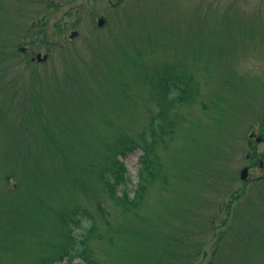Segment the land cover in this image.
I'll use <instances>...</instances> for the list:
<instances>
[{"label":"rangeland","instance_id":"rangeland-1","mask_svg":"<svg viewBox=\"0 0 264 264\" xmlns=\"http://www.w3.org/2000/svg\"><path fill=\"white\" fill-rule=\"evenodd\" d=\"M66 1L0 0V29L16 32L6 39L9 51L14 44L24 45L19 57L2 50L0 60V264H35L43 255L47 231L55 228L51 220L35 223L29 231L23 228L29 186L51 192L59 188L54 168L60 167L61 158H49L42 149V130H55L58 137L65 131L76 133L75 140L66 143L95 148L98 153L84 161L100 167L107 143L97 134L112 139L124 128L132 135L141 131H135L133 116L141 121L156 111L142 80L165 64L191 73L198 91L195 102L178 109L177 133L169 136L166 151L158 149L169 175L167 184L158 180L148 185L138 209L141 215L135 217L136 212H126L109 197L96 175L86 176L79 166L77 172L91 194L69 192L66 205L72 209L79 201L94 216L98 233L90 237L88 247L98 264H133L137 258L141 263L147 259L145 264H264V217L253 220L264 215V144L248 141H264L259 130L264 120V0ZM40 19L50 24L62 20L63 33L54 38L51 55L38 51L48 55L47 61L32 62L20 78L23 62L38 55H31L25 44L27 31ZM100 19L105 20L102 26ZM138 52L144 61L126 71L127 57L136 59ZM119 71L122 78L116 81L143 89L130 99L131 108H122L111 93L102 94L107 90L103 83ZM97 75L99 91V82H87ZM35 88H40L39 104L26 102ZM102 119H109L112 128ZM93 133L97 142L89 143L86 136ZM142 154L136 150L123 159L136 183ZM76 159L67 157L68 165ZM10 166L21 183L14 193V179L3 175ZM245 167L250 169L247 180L241 178ZM16 202L20 205L10 207ZM98 204L111 229L101 219ZM83 224L89 228L92 222L86 219ZM15 225L26 232L17 235ZM131 232L142 233V240L134 241ZM178 237L186 239L185 246L175 240ZM77 262L87 264L80 258Z\"/></svg>","mask_w":264,"mask_h":264},{"label":"trees","instance_id":"trees-1","mask_svg":"<svg viewBox=\"0 0 264 264\" xmlns=\"http://www.w3.org/2000/svg\"><path fill=\"white\" fill-rule=\"evenodd\" d=\"M71 2L72 4L78 3V0H68L65 5H71ZM72 9L79 10L80 6H73ZM36 22L37 25H33L29 28V31H27L29 43L25 44V47L37 52L46 50L48 55H51L52 47L50 46H52L54 38L60 36L64 30L63 25H61L62 20L53 24H50V22L45 19H40ZM7 28H11V25H8ZM10 34L15 36L16 32L13 29H0V60H2V50L3 53L6 52L8 56L19 57L18 54H21V51L23 53L21 46L24 45L14 44L11 46L12 48H10L13 52L9 51V40L6 39L9 38ZM141 39L144 40L142 36ZM145 43H148V41ZM6 45H8V47H6ZM136 56L138 57L132 60L127 57L129 63L128 66L125 67L126 71L130 72V69L134 71L135 68L139 67L145 59L141 52H138ZM32 62L35 61H32L31 58L23 62L25 68H22L19 72L20 78H23L22 73L26 71V67L31 65ZM98 76L99 75L96 76L95 81H87L91 86L92 84L94 85L99 82L100 87L96 89L97 91L102 88L100 84L101 81H98L97 79ZM117 77L122 78L120 71L118 74L110 76L111 81L103 83L107 90L102 94L111 93L114 98L120 101L122 108H131L128 105L130 99L136 96V94H139L140 91H143V89H135L134 83L131 84L128 81H116L115 79ZM142 81H144V87H147L149 93L153 95L152 102L155 103L156 111L149 117H141V121H139L137 116H133L135 131L141 129V131L133 135L130 132H127L125 128L119 130L116 136H113L112 139H107L103 135H100L99 137L97 134L98 140L107 143V152L103 155L100 167L95 166L97 163L84 161L85 156L98 153L95 148L89 144L79 145L66 143V141L75 140L74 138L77 136L76 133L65 131L61 133L60 137H58L55 130H42L40 135L42 149L48 153L49 158L59 156L61 160L60 167L54 168V178L58 181L59 188L51 192L48 187L42 190L41 188H33L29 186L31 192L28 193V196L25 198L30 199V202L25 199V205L22 207L24 216L23 228H25L26 231L35 228V223L42 224L43 222H47V220H51L53 223L52 227H55L47 231L48 236L47 238H44L45 242L42 243L43 255L38 256V259L40 260L36 261L35 264H58L64 260H67L68 264H81L78 262L73 263L76 258H80L87 264H98V261L93 255V251H90L88 247L90 237H93L98 233V226L94 216L88 208H83L79 201H75L74 204H71L72 209H68L69 206L67 207L66 205L67 200L64 198L69 192H74V194L83 192L91 194L86 182L82 176L78 174L77 167L80 166L86 176L96 175L98 179L103 182L109 197L126 212H136L132 213L135 217H138L140 214L138 209L145 198L148 185L150 183L153 184L158 180L167 184L169 175L164 172L166 169L158 149L161 147L166 151L169 142L168 139H170L169 136L172 137L177 133L175 125L178 124V120L181 118L178 116L179 114L177 115L178 109L190 104V102H195L198 97V91L194 83V76L191 73H182L180 68L174 64H165L153 68V73L152 71L148 72L147 77H144V80ZM81 83L84 84L85 82L81 81ZM112 83L115 85L111 86L110 84ZM72 88L73 87H71V91ZM36 90L37 92H34ZM39 90L40 88L33 89L32 95L26 99V102L28 100V103L39 104ZM106 120L107 122H105ZM106 120H103L104 124L110 127L108 125L109 119ZM40 126L43 125L40 124ZM259 130L264 132V120L259 124ZM95 135L96 133L86 136V138L89 139V143L97 142L94 137ZM252 138H249L248 141L250 144L256 145L257 142L254 141L253 144ZM195 141L197 142V140ZM48 144L51 146H48ZM248 149L256 151L257 147H249ZM136 150H141L143 152L139 159L140 169L137 176V183L135 182L136 178L133 177L123 160ZM72 155L77 157L76 164L69 166L67 157ZM71 167H73L74 170L71 169ZM14 169L13 166H10L6 169V172L3 173L4 178L8 177L9 181L14 179L12 193L21 188V183H18L16 180ZM175 176H177V174H175ZM68 177L72 179V183L68 182ZM178 177L179 175L175 178L177 179ZM262 180L264 182V177ZM37 193L39 194L38 196H36ZM50 193H56L57 195L53 198L50 196ZM244 195L245 192L241 194L239 199ZM57 199L60 201L59 203L62 209L58 207ZM62 199L65 201L62 202ZM17 205L19 206L20 203L16 202L11 204L10 207H15ZM97 208L101 214V219L106 223L109 229H111L109 221L106 218H103L107 215L105 209L101 204H98ZM19 215L20 214L17 212L15 217H19ZM262 217H264L263 214L255 217L253 220L258 221ZM86 219H89L92 222L89 228L84 227L83 223ZM15 229H17V232L19 231L17 235L19 234L20 236L22 235L21 232H26H20V230H18V225H15ZM35 232L33 233V238L37 237L35 236ZM260 234L264 238V233L262 232ZM131 235L134 241L142 240V233L138 232L133 235V232H131ZM99 236L100 238L102 237L101 234ZM113 236L114 233L108 237V241L111 243H114ZM160 238H162L163 241L164 236ZM167 240L170 239H166V241ZM175 240L181 243L180 246L186 245L185 238L179 239L178 237ZM176 241L173 240L172 242H174V244H179ZM169 250L177 251L176 248L171 247H169ZM126 252H128V255L130 256L133 255L129 249H126ZM169 253L171 252H166L167 255H169ZM141 261L142 260L137 258L133 261V264H140ZM146 261L147 259L141 264H145Z\"/></svg>","mask_w":264,"mask_h":264},{"label":"water","instance_id":"water-1","mask_svg":"<svg viewBox=\"0 0 264 264\" xmlns=\"http://www.w3.org/2000/svg\"><path fill=\"white\" fill-rule=\"evenodd\" d=\"M104 23H105V20H104V19H100V20H99V25H100V26L104 25ZM76 35H77V33H73V34H72V38H74ZM47 58H48V56H44V57H42L41 54H38V55H37V59H38L39 61L47 60ZM257 141L260 142L261 139L258 138ZM248 176H249V168H248V167H245V168L242 170V172H241V178H242L243 180H246V179L248 178Z\"/></svg>","mask_w":264,"mask_h":264},{"label":"flooded vegetation","instance_id":"flooded-vegetation-1","mask_svg":"<svg viewBox=\"0 0 264 264\" xmlns=\"http://www.w3.org/2000/svg\"><path fill=\"white\" fill-rule=\"evenodd\" d=\"M26 52H28V49H27V51H26ZM32 52L34 53V56H35V54H41V53H42V52H41V53H39V52H35V51H30V50H29V53H30L31 55H33V53H32ZM43 54H44V53H43ZM32 59H33V57L31 56V60H32ZM262 141H263V140H262ZM262 141H261V142H259V144H261V143H262V144H264V141H263V142H262ZM263 166H264V164H261V167H260V168L262 169V168H263Z\"/></svg>","mask_w":264,"mask_h":264}]
</instances>
